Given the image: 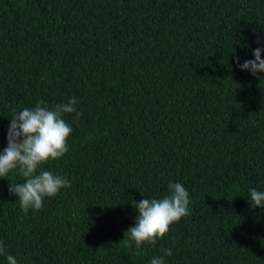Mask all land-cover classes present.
Returning <instances> with one entry per match:
<instances>
[{
	"label": "trees",
	"instance_id": "trees-1",
	"mask_svg": "<svg viewBox=\"0 0 264 264\" xmlns=\"http://www.w3.org/2000/svg\"><path fill=\"white\" fill-rule=\"evenodd\" d=\"M264 0H0V154L14 112L43 101L72 128L40 169L70 187L25 214L0 178V244L18 264H264ZM264 58V52H262ZM189 192L155 245L123 243L133 207ZM164 249H171L165 255ZM0 264H8L0 255Z\"/></svg>",
	"mask_w": 264,
	"mask_h": 264
},
{
	"label": "clouds",
	"instance_id": "clouds-1",
	"mask_svg": "<svg viewBox=\"0 0 264 264\" xmlns=\"http://www.w3.org/2000/svg\"><path fill=\"white\" fill-rule=\"evenodd\" d=\"M264 48L253 51L254 60L236 63L241 70L250 71L253 76L264 73ZM264 77H260L262 80ZM77 100L71 98L66 103L57 104L54 108L37 103L34 108H23L14 112L10 118L8 145L0 154V178H6L16 170L23 177V182L10 181L9 192L18 197L21 210L27 214L29 209L40 210L47 197L56 196L62 188L70 187V182L63 176L40 169V165L63 157L68 152V138L72 128L63 119V114L75 113L79 119L82 113L77 112ZM169 194L160 199L144 198L139 202L132 200L138 211L135 226L130 227L122 240L131 249L133 242L140 254L141 245L145 242L155 245L158 238H163L172 224L189 214V192L181 183L169 182ZM253 208L264 209V191L255 188L249 193ZM171 255V249L163 250ZM0 255H6L8 264H18L16 257L6 254L0 244ZM151 264H165L163 257H154Z\"/></svg>",
	"mask_w": 264,
	"mask_h": 264
}]
</instances>
